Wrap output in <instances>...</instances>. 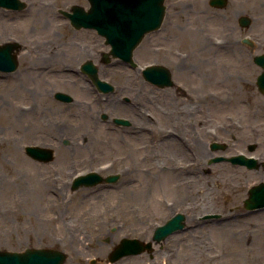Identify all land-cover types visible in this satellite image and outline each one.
<instances>
[{
  "label": "rangeland",
  "instance_id": "374dc122",
  "mask_svg": "<svg viewBox=\"0 0 264 264\" xmlns=\"http://www.w3.org/2000/svg\"><path fill=\"white\" fill-rule=\"evenodd\" d=\"M22 1L27 4L22 11L0 8V44L16 41L23 49L18 55L17 71L0 72V251L57 248L68 255L65 264H204L190 258L221 252L225 258L219 261L220 264H233L236 260L239 264H264V209L249 211L243 204L249 189L264 182V167L260 165L250 171L229 161L211 162L218 156L228 159L241 154L264 160V100H228L221 97L223 110L219 115L215 114L212 108L219 100L214 99L217 94L212 91L218 90L212 80L217 75L213 76L212 72L210 79L204 80L207 74L203 68L214 66L215 62L218 66L219 48L212 49L208 41H203L201 48L206 49L199 50V54L195 50V46L201 43V36L207 35L213 36L214 41L222 42L221 46L227 41L241 43L240 39L250 34L238 25L236 14L241 12L253 20V41L258 53L262 52L264 0H227L224 8L213 7L209 4L210 0H205L208 12L203 15L198 12L201 0H166V15L161 29L147 35L134 53L140 67L150 62L167 63L163 57L150 56L144 60L148 50L147 40L162 41L170 34L185 32L186 35L181 34V39L177 38L174 46L183 51L181 48L191 44L194 54H203V57L188 60L195 76L202 75L193 80L197 91L212 94L203 97L209 104L210 117L204 121L202 129L195 124L194 137L195 140L199 137L200 141L192 145L194 154L191 164L180 156L181 148L175 149L177 151L169 158L164 155L166 149L163 146L127 148L109 140L96 142L82 127L80 143L77 141L73 147L80 152L83 163L77 164L76 170L68 162L64 167L57 164L60 157L67 156L69 159L74 150L71 146L60 145L54 163L43 166L45 175L31 173V162L24 151L25 145L33 141L27 130L28 108L32 107L40 115L39 119L43 114L45 124L54 128L65 115H53L50 113L52 109L47 108L54 106L51 99L53 91L66 86L47 75L39 76V71L34 69L36 64L55 59L65 68H76L84 61L109 51V48L95 31L75 30L62 13L69 11L73 5L88 8L87 0ZM38 12L45 15L41 25L33 19ZM53 21L61 25L52 26ZM228 34L231 35L230 40ZM50 40L54 42L52 45L48 43ZM50 47L57 49L54 58L49 56L52 53ZM213 55H217L216 58H212ZM178 57L182 56L179 54ZM182 62L181 58H177L178 65ZM114 64L119 62L114 60ZM171 69L174 67L171 66ZM137 73V69H127L131 77H136ZM173 74L175 77V72ZM77 82L75 99L83 114L96 119L103 111L110 113L107 105L104 106L103 96L95 94L88 98L89 84L81 78ZM119 96L123 94L115 89L107 98L112 100ZM171 102L175 104V100ZM246 102L248 105H245ZM160 104L164 112L168 107L165 99ZM253 104H257L258 109H253L254 113H251L248 110H252L250 106ZM57 106L65 107L62 103L54 107ZM148 108H156L155 100ZM214 142L226 144L227 149L212 151L210 145ZM251 145H255L253 151H250ZM136 163L139 173L129 175H140V185L125 187L122 177L133 170ZM90 170L105 177L119 174L121 180L71 192L69 185L75 176L73 173ZM179 181L188 184L191 189L187 193L185 189L179 190ZM232 185L234 190L230 188ZM179 197H186L185 204L181 205ZM138 206L144 210L143 222L139 224L144 230V237L140 236L139 229L132 230L126 216V210ZM164 208L169 210V215L183 213L187 217L185 229L164 243L165 248L170 247L173 252L171 258L155 255L151 259L142 254L115 263L108 262L111 251L122 238L146 239V235L163 220L156 213ZM135 224L138 221L135 220ZM241 241L245 243V249L237 246Z\"/></svg>",
  "mask_w": 264,
  "mask_h": 264
},
{
  "label": "flooded vegetation",
  "instance_id": "af4514ba",
  "mask_svg": "<svg viewBox=\"0 0 264 264\" xmlns=\"http://www.w3.org/2000/svg\"><path fill=\"white\" fill-rule=\"evenodd\" d=\"M241 16L246 15L241 14L237 17L238 25L241 29H247L250 34L244 35L240 39L241 43L222 45L223 48H220L218 51L220 53L218 56V66L217 62H215L214 66L208 65L203 68V72L207 74L204 75V80L205 78L210 79V73L212 72L213 76L217 75V78L215 79L214 77L212 82L218 92H212L217 94L214 99L219 100V102L214 104L212 110L218 115L220 111L223 110V108H221L223 107V102L220 100L221 97L222 99L225 97L228 100H250L257 98L264 100V87H261L259 84V78L264 75V65H260L257 62V57L264 54V44L262 48L263 51L258 53V48L253 41L254 37L252 35L255 34V30L252 29L253 20L249 17L248 25L242 26L240 22ZM163 39L164 40L162 41L161 39L152 40L150 38L147 40L148 50L144 56V60L150 56H154V58L163 57V59L167 61V63L159 62V64L167 66L172 74L173 84L167 87H161L147 80L145 66L149 63L144 64L138 69V73L135 75L136 77H131L127 74V69L130 67L128 64L116 60L119 64L115 65L113 59L104 56V52L96 55L94 59L84 61L76 68H65L61 62L55 59L42 64H36L37 67L34 69L39 71V76L47 75L48 77H51L53 81L66 86L65 89H56L51 96L54 106L57 105V103H62L65 107L52 106L47 108L48 110L52 109L50 110V113L53 115H65V117H63L62 121L57 123L54 128H49L42 119L43 114H41V118L39 119L40 115L35 112L34 109L32 110V107L28 108L27 130L29 131L31 140H33L28 146H37L41 149L50 148L53 150L55 157L58 154L60 145L73 147L78 140H81V131L82 127H84L88 136L96 142L109 140L112 143L127 148L163 146L166 149L164 155L169 158L173 152L177 151L175 149L179 148L178 150H180L181 148L180 156L185 162L191 164L193 162L194 154L192 145L195 141H200L199 137H197L196 140L194 137L195 124L199 125L198 129H202V127L205 126L204 121H207L208 117H210L208 116L210 107L209 104L204 101V98L207 95L212 94L200 93L197 91L198 87L195 86L193 80L194 78L202 77V75L198 74L195 76V72L191 68V64L188 62L190 58L195 57V55H193L194 49L192 48V45L186 44L185 47L181 48L183 49L182 51L174 46L176 45L174 43H177V37L174 34H170ZM154 43L156 45H154ZM21 51H23L22 47L18 55ZM199 53L201 52L198 51L197 54ZM179 54L182 57H178ZM55 56L57 55H53L52 58ZM216 56L213 55L211 57L216 58ZM177 58L183 60L182 64L178 65L176 63ZM87 61L93 63L97 75L101 80L112 83L115 86V89H119L123 96L109 100L107 97L110 93H100L91 74L82 68L83 64ZM171 66L174 67L173 70L171 69ZM120 68H123V70ZM173 72H175V77ZM65 74H68V77H66ZM80 78L84 79L85 82L89 84L90 89L86 94L88 98H92L95 94L103 96L102 100L105 101L104 106L107 105L110 109V113L103 111L96 119L93 116L90 117L89 115L82 113L80 105L75 99V95L78 92L77 81H79ZM132 78L133 80H131ZM39 87L43 88L41 85ZM57 93L68 94L71 96L72 100L68 102L58 100L56 97ZM162 99H165V105H168L164 112L160 109ZM152 100H155L156 108L151 110L148 107L152 103ZM171 100H175V104H173ZM245 105H248V102H246ZM246 109L248 110L249 107ZM250 109L252 110L248 111L251 113H254L253 109H256L257 111V104L250 106ZM116 120H121L122 124H117ZM85 138H87V136H85ZM78 143H80V141H78ZM73 149L74 150L70 153L69 159L67 156H65V158L60 157L61 159L56 163L64 167V164L68 162L74 165V169L77 164H82L83 160L80 152L75 150L74 147ZM25 154L31 162L30 169L32 174L45 175L46 172L42 171L43 166L54 163L55 161L54 158L52 162H44L45 153L43 151L38 152L40 156L39 160L35 159L32 152L25 151ZM128 156L129 155H127V157ZM263 161L259 162V166L261 165L264 167ZM34 164L36 166H34ZM137 165L138 163L134 165L135 167L133 170L131 169L127 171V175L122 177L123 185L125 187H135L140 185V175H129L131 173H139ZM249 170L251 171L252 169ZM77 173H79V171H75L73 175H76ZM55 174L57 175L59 172H55ZM120 180L121 176L117 182ZM69 189L71 190V182ZM179 201L181 205L185 204L186 197L184 200ZM169 213L170 212L167 208L156 213V215L158 214L157 216L161 217V220L163 219L161 223H159L149 235H146V239H142L141 237L136 238L146 242H153L152 247L145 252L131 256V258L140 255L142 256V254H146L151 259L155 255L157 257L162 255L169 258L172 257L173 252L171 248L167 247L168 249H166L164 243L174 234L160 242H157L154 239L156 228L159 225L166 223L177 214L172 213L169 215ZM126 216L129 218L128 221L131 224L130 227L133 228L132 230L139 229L141 232L140 236L144 237V230H141L142 225H139L143 222L144 210H140L139 206L132 207L131 209L126 210ZM135 220L138 221V224H135ZM186 221L187 217L185 215V223Z\"/></svg>",
  "mask_w": 264,
  "mask_h": 264
},
{
  "label": "water",
  "instance_id": "95a60500",
  "mask_svg": "<svg viewBox=\"0 0 264 264\" xmlns=\"http://www.w3.org/2000/svg\"><path fill=\"white\" fill-rule=\"evenodd\" d=\"M90 7L85 9L82 6L74 5L70 12L63 11L76 29H94L105 38L106 44L110 47V54L113 58L122 59L137 67L134 60V51L142 42L145 35L158 30L164 21L166 6L165 0H88ZM210 4L223 8L227 0H211ZM26 3L22 0H0V7L11 10H23ZM241 24L248 25L249 18L242 17ZM18 42H7L0 45V71L12 72L17 70L19 62L16 51L19 50ZM106 55V54H105ZM257 62L264 65V55L257 57ZM83 68L91 71L95 79V84L104 93L113 91L112 84L101 81L97 77L95 68L91 62H87ZM146 78L162 87L172 85L171 72L161 65H151L146 69ZM259 84L264 87V75L259 78ZM57 98L63 101H71V97L58 93ZM121 124V121H117ZM255 147L251 146L250 150ZM213 151H224L226 145L213 143ZM35 158L40 159L39 151L45 153L44 160H53V151L50 149L30 148ZM228 160L233 164L247 165L249 168L258 166L257 160L246 158L244 155L234 156L229 159L216 157L211 162ZM119 175L102 177L99 173L91 171L77 176L73 183V190L80 187H93L102 182H116ZM245 208L257 209L264 207V182L252 187L249 190V198L244 202ZM185 216L178 214L165 225L158 227L155 231V240L161 241L170 234L184 228ZM152 243L143 244L137 239H122L121 242L109 255L110 262H116L124 256L135 255L143 252L145 248H150ZM67 255L64 251L55 248H32L24 252L0 251V264H64Z\"/></svg>",
  "mask_w": 264,
  "mask_h": 264
},
{
  "label": "bare ground",
  "instance_id": "6f19581e",
  "mask_svg": "<svg viewBox=\"0 0 264 264\" xmlns=\"http://www.w3.org/2000/svg\"><path fill=\"white\" fill-rule=\"evenodd\" d=\"M43 0H39V3H41ZM201 3L199 4V8H198V12H199V14H201V15H203V14H206L208 11H207V8L205 7V0H201L200 1ZM198 14V15H199ZM242 13L241 12H238L237 14H236V18L237 17H239L240 15H241ZM36 15L37 16H35L33 19L35 20V22H37L39 25H41L42 23H43V20H44V18H45V15H44V13H42V12H38V13H36ZM52 17H53V15H52ZM61 24L60 23H55L54 21H53V23H52V26H55V27H57V26H60ZM17 26H18V24H17ZM177 38H179V39H181V34H185L186 35V33L185 32H182L181 34H176V33H173ZM202 37V40H201V43H198L199 45H196L195 47H197V48H195V50H197V52L199 51V50H203V49H206V48H201V46L202 45H200V44H202L203 43V41L205 42V41H208L209 42V44L208 45H210V46H212V49L213 48H223L222 46H221V44H222V42H217L216 40L214 41V39H213V36H211V35H207V37H205V36H201ZM228 39L230 40V37H231V35L230 34H228ZM1 38V37H0ZM213 39V40H212ZM6 40V39H5ZM48 43H49V45H52L54 42H53V40H50V41H48ZM224 43H226V45L227 44H233L234 42L233 41H227V42H224ZM193 48V47H192ZM50 49H51V51H52V53H50L49 54V56H53V55H57V53H56V51H57V49L56 48H53V47H50ZM195 55V57L197 56V57H203V54L202 55H197V54H194ZM259 161H261V159L259 160ZM180 182V184H178L177 186H178V189L179 190H184L186 193L189 191V189H191L190 187H188V184L187 185H185L183 182H181V181H179ZM190 183V182H189ZM50 186V185H49ZM241 187V186H240ZM230 188H235L233 185L232 186H230ZM234 190V189H233ZM180 192H182V191H180ZM179 199H181L180 197H179ZM181 200H184V199H181ZM238 239V238H237ZM239 244L237 245L239 248H243V249H245L246 248V245H245V243L243 242V241H241V242H238ZM231 247L233 248V247H235V246H232L231 245ZM203 255V254H202ZM201 255V257L200 256H194V257H192V258H190V259H192L193 261H198V262H200V263H204V264H220L219 263V261H221V260H223L225 257H224V255L220 252V253H216V254H213V255H205V256H202ZM130 259V258H129ZM125 261V260H124ZM131 261V260H130ZM130 261H129V263H130ZM233 264H239L240 262L238 261V260H236V261H233L232 262Z\"/></svg>",
  "mask_w": 264,
  "mask_h": 264
}]
</instances>
